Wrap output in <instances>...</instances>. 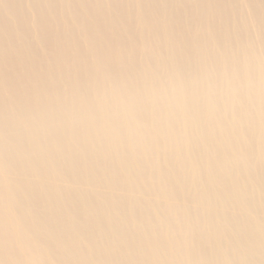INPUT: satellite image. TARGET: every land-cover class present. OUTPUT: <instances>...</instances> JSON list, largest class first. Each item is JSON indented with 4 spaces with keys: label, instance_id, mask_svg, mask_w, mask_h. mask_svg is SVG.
Wrapping results in <instances>:
<instances>
[{
    "label": "bare ground",
    "instance_id": "6f19581e",
    "mask_svg": "<svg viewBox=\"0 0 264 264\" xmlns=\"http://www.w3.org/2000/svg\"><path fill=\"white\" fill-rule=\"evenodd\" d=\"M0 264H264V0H0Z\"/></svg>",
    "mask_w": 264,
    "mask_h": 264
}]
</instances>
